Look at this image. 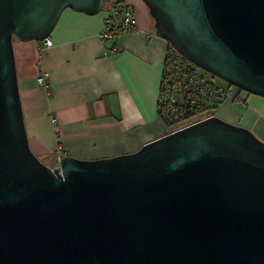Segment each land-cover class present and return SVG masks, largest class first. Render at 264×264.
<instances>
[{"label": "water", "instance_id": "water-1", "mask_svg": "<svg viewBox=\"0 0 264 264\" xmlns=\"http://www.w3.org/2000/svg\"><path fill=\"white\" fill-rule=\"evenodd\" d=\"M155 34L264 97V0H141ZM104 0H0V264H264V142L211 115L109 158L31 151L14 40Z\"/></svg>", "mask_w": 264, "mask_h": 264}, {"label": "crops", "instance_id": "crops-1", "mask_svg": "<svg viewBox=\"0 0 264 264\" xmlns=\"http://www.w3.org/2000/svg\"><path fill=\"white\" fill-rule=\"evenodd\" d=\"M115 2L130 7L134 29L102 38ZM48 37L52 45L42 50L40 41L13 42L28 144L36 156L109 158L167 133L156 103L169 44L155 34L141 0H104L92 15L67 8ZM41 73L43 85L36 80ZM249 99L244 109L226 100L216 115L264 129V97Z\"/></svg>", "mask_w": 264, "mask_h": 264}, {"label": "built area", "instance_id": "built-area-1", "mask_svg": "<svg viewBox=\"0 0 264 264\" xmlns=\"http://www.w3.org/2000/svg\"><path fill=\"white\" fill-rule=\"evenodd\" d=\"M134 29L133 14L124 3H111L104 20L100 37L109 38ZM49 37L40 41L39 49L50 47ZM172 48V47H171ZM46 73L37 76V83L44 84ZM247 93L239 88L218 83L213 76L196 66L172 48L164 58L157 96V115L167 127V133L180 129L211 114L212 107L223 99L236 105H245ZM60 156H56L57 167Z\"/></svg>", "mask_w": 264, "mask_h": 264}, {"label": "rangeland", "instance_id": "rangeland-1", "mask_svg": "<svg viewBox=\"0 0 264 264\" xmlns=\"http://www.w3.org/2000/svg\"><path fill=\"white\" fill-rule=\"evenodd\" d=\"M213 76V75H212ZM213 79L215 80V81H217L218 83H221V84H225V82L222 80V79H220V78H218V77H216V76H213ZM255 96V95H254ZM251 105V100L249 99L248 100V106H250ZM236 107H238V108H240V109H244L246 106H244V105H236ZM219 111L217 110V112L215 113V114H217ZM159 121L161 122V123H163L162 121H161V119H159ZM262 130H264L261 126L260 127H258V128H254V129H252L251 131L254 133V135L259 139V140H261L262 142H264V132L262 131ZM37 158L40 160V161H42V162H44L45 161V163L47 164V165H49V166H53V162H52V160L51 159H47L46 158V160L45 159H43V157L42 156H37Z\"/></svg>", "mask_w": 264, "mask_h": 264}, {"label": "trees", "instance_id": "trees-1", "mask_svg": "<svg viewBox=\"0 0 264 264\" xmlns=\"http://www.w3.org/2000/svg\"><path fill=\"white\" fill-rule=\"evenodd\" d=\"M170 52H172V48H171V46L169 45V47H168V51H167V53H170ZM249 96H252V94H248L247 93V98H246V102H245V105L247 106L248 105V97ZM256 96V95H255ZM228 101L229 99H223V101H221L219 104H216V105H214L212 108L213 109H211V114H214L215 112H217V110H218V108L220 107V105L224 102V101ZM158 114V113H157ZM47 158V157H46ZM46 158H45V160H46ZM44 159V158H43ZM52 162H53V166H55V164H56V156H54V157H52ZM44 163H45V161H44ZM46 164V163H45ZM47 165V164H46ZM49 166V165H48Z\"/></svg>", "mask_w": 264, "mask_h": 264}]
</instances>
